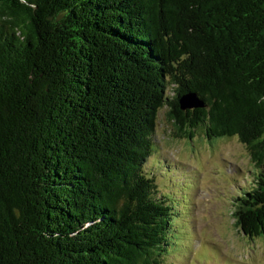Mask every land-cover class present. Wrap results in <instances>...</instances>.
<instances>
[{
	"label": "trees",
	"instance_id": "1",
	"mask_svg": "<svg viewBox=\"0 0 264 264\" xmlns=\"http://www.w3.org/2000/svg\"><path fill=\"white\" fill-rule=\"evenodd\" d=\"M165 106L178 136L247 146L233 216L264 238V0H0V264H163Z\"/></svg>",
	"mask_w": 264,
	"mask_h": 264
},
{
	"label": "rangeland",
	"instance_id": "2",
	"mask_svg": "<svg viewBox=\"0 0 264 264\" xmlns=\"http://www.w3.org/2000/svg\"><path fill=\"white\" fill-rule=\"evenodd\" d=\"M168 111L159 110L147 165L181 212L171 236L178 242L163 252V264H264V238L247 236L233 216L232 196L253 182L247 146L236 136L211 140L202 128L192 138L178 136Z\"/></svg>",
	"mask_w": 264,
	"mask_h": 264
},
{
	"label": "water",
	"instance_id": "3",
	"mask_svg": "<svg viewBox=\"0 0 264 264\" xmlns=\"http://www.w3.org/2000/svg\"><path fill=\"white\" fill-rule=\"evenodd\" d=\"M180 104L182 109H188L193 107L203 106V101L198 97L196 93H187L180 98Z\"/></svg>",
	"mask_w": 264,
	"mask_h": 264
}]
</instances>
